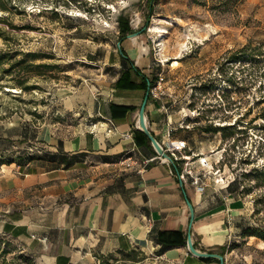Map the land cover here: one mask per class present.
I'll return each mask as SVG.
<instances>
[{
    "label": "rangeland",
    "instance_id": "374dc122",
    "mask_svg": "<svg viewBox=\"0 0 264 264\" xmlns=\"http://www.w3.org/2000/svg\"><path fill=\"white\" fill-rule=\"evenodd\" d=\"M146 8V0H0V170L43 153L40 130L67 135L101 119L89 110L116 81L118 22L127 20L133 32L120 46L156 87L148 99L174 114L177 130L210 141L215 163L202 160L205 169L196 151L184 152L193 170L211 189L239 183L242 213L223 263L264 264V0H154L143 27ZM188 263L198 261L139 247L85 262ZM0 264L31 263L0 233Z\"/></svg>",
    "mask_w": 264,
    "mask_h": 264
},
{
    "label": "crops",
    "instance_id": "0c3cea01",
    "mask_svg": "<svg viewBox=\"0 0 264 264\" xmlns=\"http://www.w3.org/2000/svg\"><path fill=\"white\" fill-rule=\"evenodd\" d=\"M124 50L144 73L138 59ZM122 67L136 82L140 81L129 69V61L119 58L113 82ZM103 93L92 100L89 116L111 118V132H106L105 125L96 129L85 126L67 135L44 128L34 137L44 147L43 153L26 164L0 170V233L31 264H85L93 253L136 247L156 252L161 244L160 231H178L180 239L186 241L188 199L194 211L190 228L194 242L206 251L222 252L221 246L242 213L239 183L233 180L211 189L204 178L206 185L198 190L186 172L178 175L174 170L171 174L153 147L134 141L144 92L112 84ZM111 104L137 108L118 114ZM145 116L158 142L185 139L197 152L200 168L205 169L206 159L215 163L208 137L177 130L181 125H173L177 122L174 114L157 100H147ZM130 153L136 155L139 164L126 167L122 160ZM64 154L68 163L61 161ZM195 163L187 160L192 173H197L192 168ZM42 237H46L45 243L40 241ZM165 254L181 255L183 261L189 257L198 264H219L189 254L186 244L174 245L161 255Z\"/></svg>",
    "mask_w": 264,
    "mask_h": 264
},
{
    "label": "trees",
    "instance_id": "16d2710c",
    "mask_svg": "<svg viewBox=\"0 0 264 264\" xmlns=\"http://www.w3.org/2000/svg\"><path fill=\"white\" fill-rule=\"evenodd\" d=\"M197 1L198 0H194ZM153 4H154V0H146V14L144 16V24L143 27L148 25L149 21H150V17L153 11ZM119 37L118 40L121 44L122 40L125 38L126 34L133 32L131 26L129 25L127 20H123L121 19L119 22ZM121 52H120V57L121 59H126L129 61L130 63V68L132 69L133 73L140 79L139 82H136L135 80L132 79L131 77V73L128 70H124L123 71V67L121 69V73L118 76V78L116 79V81L114 82V87L115 88H123V89H143L144 93L148 90L149 94H150V87L152 86V81L150 80V78L143 72H141L139 70V68L137 66H135L134 61L132 59H130L125 50L120 46ZM148 94V97H149ZM148 100V99H147ZM112 111L120 114L122 112H126L128 110H133L134 106H127V105H117V104H111L110 105ZM134 141L136 144H139L140 142L144 144H148L150 147H152L150 145V141L149 138L147 137V135L141 131L138 128H135V135H134ZM67 156L64 154L61 157V161L64 163H68L69 159L66 158ZM32 157L28 158L26 161L19 163L20 165L26 164ZM1 163H3L1 161ZM172 168L175 171L180 172V167L177 166L175 163H173ZM179 237V239H178ZM181 237V233L178 231H160L158 233V240L161 241L160 243V247L156 250V254L157 255H161L164 251H166L167 249L173 247L174 245L177 244H181V245H185L186 241L185 239H180ZM194 246H196V243H193ZM222 252H220V254H223V250H224V246H221ZM190 254V253H189ZM200 260L202 261H206L209 259H213L216 261H219L216 258H212V257H198ZM191 258L187 257L186 261L189 260Z\"/></svg>",
    "mask_w": 264,
    "mask_h": 264
},
{
    "label": "built area",
    "instance_id": "2783aa9c",
    "mask_svg": "<svg viewBox=\"0 0 264 264\" xmlns=\"http://www.w3.org/2000/svg\"><path fill=\"white\" fill-rule=\"evenodd\" d=\"M162 80V76L159 77V81ZM154 89L156 87H150L149 91L154 93ZM99 117L102 119L92 123L91 127L96 129L98 126L105 125L106 132H111L114 128V122L111 118L105 117L102 114H99ZM163 147V150L171 157V160H167L166 158L159 156L157 154V158L161 162H164L168 166V170L171 174H175L174 169L172 168V164L175 163L177 166L180 167L181 164H184L183 167L180 169V174L186 172L187 175L191 177V182L197 185L198 190H202L206 183L204 180V175L199 173H192L191 169L188 167L187 159L185 156L189 157V153H184L188 150L192 155L194 154L193 150H191L190 146L188 145L185 139H175V138H168L165 142H159ZM127 160V161H126ZM123 164L126 167H131L139 164L138 159L136 158L135 154L130 153L127 155L123 160ZM146 162L148 160H145ZM42 243L46 242V237L39 238ZM76 264V263H74Z\"/></svg>",
    "mask_w": 264,
    "mask_h": 264
},
{
    "label": "water",
    "instance_id": "95a60500",
    "mask_svg": "<svg viewBox=\"0 0 264 264\" xmlns=\"http://www.w3.org/2000/svg\"><path fill=\"white\" fill-rule=\"evenodd\" d=\"M138 32H135L133 34L130 35H135ZM118 49L119 52H121L120 49V42H118ZM148 90L144 93L142 101L139 105L138 108V121H137V128L140 129L141 131H143L147 137L149 138L150 144L153 147V149L155 150V152L159 155L162 156L164 158H166L167 160H171V157L163 150V147L161 146V144L158 142V140L154 137V135L149 131L148 127H147V123H146V116H145V106H146V102L148 99ZM178 173V175H180V173L178 171H176ZM181 182V180H180ZM188 208H189V214H190V220H189V224H188V230H187V234H186V248L187 250L192 254L195 255L197 257H212V258H216L219 260V264H224L223 263V256L220 253H216V252H209V251H201L199 249H196L194 244H193V240H192V236H191V224H192V220H193V215H194V211H193V207L192 204L190 203V201L188 199H186Z\"/></svg>",
    "mask_w": 264,
    "mask_h": 264
},
{
    "label": "bare ground",
    "instance_id": "6f19581e",
    "mask_svg": "<svg viewBox=\"0 0 264 264\" xmlns=\"http://www.w3.org/2000/svg\"><path fill=\"white\" fill-rule=\"evenodd\" d=\"M137 121H138V118H137ZM210 167H211V165H210Z\"/></svg>",
    "mask_w": 264,
    "mask_h": 264
}]
</instances>
